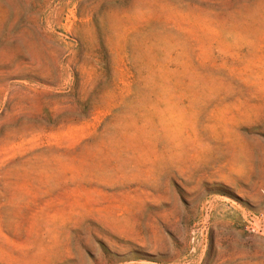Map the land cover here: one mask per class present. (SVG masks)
I'll return each mask as SVG.
<instances>
[{
	"label": "rangeland",
	"instance_id": "obj_1",
	"mask_svg": "<svg viewBox=\"0 0 264 264\" xmlns=\"http://www.w3.org/2000/svg\"><path fill=\"white\" fill-rule=\"evenodd\" d=\"M0 264H264V0H0Z\"/></svg>",
	"mask_w": 264,
	"mask_h": 264
}]
</instances>
